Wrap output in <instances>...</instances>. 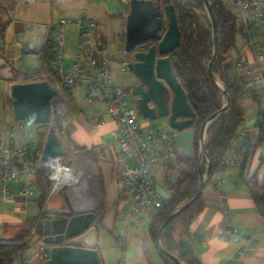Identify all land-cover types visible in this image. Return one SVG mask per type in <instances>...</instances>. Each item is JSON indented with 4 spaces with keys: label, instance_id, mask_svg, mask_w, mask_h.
Instances as JSON below:
<instances>
[{
    "label": "crops",
    "instance_id": "obj_1",
    "mask_svg": "<svg viewBox=\"0 0 264 264\" xmlns=\"http://www.w3.org/2000/svg\"><path fill=\"white\" fill-rule=\"evenodd\" d=\"M127 6L129 10L127 0H16L15 7L9 11L11 21L6 28L4 41L0 40V132L13 131L21 126L13 117L12 98L9 93L10 86L14 83V72L44 71L45 44L48 40H54L55 25L65 19L87 17L97 22L96 35L103 41L101 54L112 61L115 83L129 93L130 75L126 68L123 69V64L128 61L123 52ZM21 7L24 15L19 19L15 13ZM239 26L241 27L240 22ZM65 32V61L69 64L79 52L78 31L74 21L65 26ZM242 36L245 43L240 49H236L234 56L228 55L229 61L237 62L241 53H246L248 60L239 71L254 78L260 70L264 72V63H255L253 53L246 48L247 40ZM83 94V87L79 86L74 88L70 96L67 104L68 131L78 147L93 155L96 165L84 151L78 157L76 168L81 175V183L69 196L73 208L77 212L85 213L94 212L101 205L104 206L105 214L99 224L98 240L102 264H169L161 256L158 243L155 244L150 236V223L139 228H130L126 244L119 246L117 234L121 226L116 220L121 202L119 203L120 186L117 174L119 163L131 166L132 161L121 158L119 147L113 140L117 129L116 122L110 118L105 108H100L97 112L89 111ZM239 105L243 111L241 128H253L255 121L261 118L258 101L245 98ZM140 118L144 125L172 130L164 121L150 122L141 114ZM193 145L194 130L191 127L176 132V154L193 155ZM249 146L248 154L239 155L234 166L224 171H215L208 177L207 172L204 174V178L209 181L202 195L205 207L191 225L193 249L202 264H227L246 244L223 238L225 215L232 220V226L239 234L255 238L254 250L240 256L236 264H264V218L258 213L245 183L257 168L258 178L264 172V166L260 167L261 158L264 156V141L259 130L253 129L250 132ZM84 171L89 175H85ZM153 172L155 188L167 198L169 191L166 181L176 180V172L163 170L159 166ZM222 179L225 182L219 187ZM261 182L264 185V179ZM57 196L64 201L61 194ZM56 205H60V201L57 200ZM48 206L45 203L46 212L64 208L61 206L49 209ZM41 211L35 200L26 202L18 198L16 201H6L0 195V239H17L28 226L29 220L38 216ZM5 232L11 235H5ZM29 264H40L39 258H32Z\"/></svg>",
    "mask_w": 264,
    "mask_h": 264
},
{
    "label": "built area",
    "instance_id": "obj_2",
    "mask_svg": "<svg viewBox=\"0 0 264 264\" xmlns=\"http://www.w3.org/2000/svg\"><path fill=\"white\" fill-rule=\"evenodd\" d=\"M240 22L248 48L254 56L255 63H264V0H222ZM75 22L78 31L79 52L66 64L64 29ZM97 22L87 17L65 19L55 25V38L51 71L22 75L11 84L47 81L57 91L52 101V116L45 125L47 133L40 154L34 156V130L40 126L20 122L21 126L13 131L0 132V195L3 200L16 201L18 198L26 202L36 200L40 195L37 173L48 165L52 169L45 174L50 190L49 199L59 194L62 188L70 196L81 183V175L77 171L78 157L83 154L72 140L68 131L66 106L76 87H83V100L91 112L100 110L103 103L110 118L116 122L117 129L113 140L117 143L121 158L130 159L132 165L119 163L117 178L120 195L124 197L119 208L117 223L121 229L117 234L120 247L127 241L128 230L139 228L150 223L152 217L163 204L164 197L155 188L153 169L157 166L169 169V163L176 156V131L161 130L153 125H144L140 112L133 105L129 93L121 85L115 83L112 74L111 59L101 54L103 42L96 35ZM163 35V34H162ZM247 54L241 53L237 67L247 62ZM126 63L123 64V69ZM253 90L260 95L259 109L261 118L256 120L253 128L244 127L235 136L234 146L220 161V171L234 166L239 155L249 147V134L253 129L261 132L264 141V72L261 70L253 78ZM50 128H54L65 154L51 161L42 159L46 137ZM207 135V134H206ZM208 141L205 136V145ZM225 182L222 179L219 187ZM45 211H41L40 215ZM223 238L246 243L238 255L227 264H236L242 255L251 253L255 248L253 236H242L232 226V220L225 215ZM0 244L12 245L1 242ZM14 244V243H13ZM44 250V247L41 246Z\"/></svg>",
    "mask_w": 264,
    "mask_h": 264
},
{
    "label": "trees",
    "instance_id": "obj_3",
    "mask_svg": "<svg viewBox=\"0 0 264 264\" xmlns=\"http://www.w3.org/2000/svg\"><path fill=\"white\" fill-rule=\"evenodd\" d=\"M209 1L218 25V50L212 66V74L231 99L229 107L214 119L207 130L208 141L205 148L211 163L209 174L211 176L215 171L221 170L220 161L233 147L235 136L242 127L243 111L239 103L245 98H254L259 103L260 95L253 90L252 76L241 73L237 67V62L229 61L228 53L235 47L237 34L243 35L238 17L223 4L222 0ZM3 3H9L11 11L16 5V0H0V11L3 9ZM171 3L175 6L178 26L181 31V41L178 49L170 55V58L173 71L195 112L194 122L191 126V129L194 130V153L191 156L176 154L169 163V169L176 172L177 178L174 181H166L169 196L164 198L161 208L150 221L149 233L155 244L159 241L158 233L166 219L196 195L199 173L204 175L208 170L205 158L201 162L199 159L200 130L203 124L219 112L225 104V98L221 95L209 72V62L213 55V33L210 19H208V27L201 23V17L204 15L203 0H171ZM126 11H128V6ZM8 17V21L0 25L1 41H4L6 28L11 21L10 13ZM53 50L54 40H48L43 50L45 72L51 71ZM32 74L34 73L14 72L12 81L18 80L22 75ZM46 133L47 128L45 126H40L34 130L33 145L35 147L34 156L36 157L42 150ZM79 149L84 151L91 162L96 165L95 158L88 150L81 147ZM249 150L250 146L243 154L247 155ZM261 166H264V156L261 158ZM51 169L52 165H48L37 173L41 192L35 201L40 211L45 206L50 190V184L47 182L45 174ZM258 170L257 168L245 180V183L258 213L264 218V185L258 178ZM123 200L124 197L120 195L119 203ZM204 207L203 198L200 197L188 208L177 213L162 231L161 247L175 256L181 264H202L193 249L194 238L191 233V225ZM94 214L102 219L105 214L104 206L101 205L94 211ZM47 218L48 214L44 211L41 215L39 214L29 220L28 232L34 230V234L27 241L12 245L0 244V264H29L34 257H38L40 264H43L46 256L41 246H43L45 237L43 224ZM29 253H32V256L28 258L27 254ZM161 256L169 264H175L163 254Z\"/></svg>",
    "mask_w": 264,
    "mask_h": 264
},
{
    "label": "water",
    "instance_id": "obj_4",
    "mask_svg": "<svg viewBox=\"0 0 264 264\" xmlns=\"http://www.w3.org/2000/svg\"><path fill=\"white\" fill-rule=\"evenodd\" d=\"M203 2L213 33V55L209 62V72L226 101L221 110L203 124L199 134V159L201 162L205 158L208 177L211 163L205 148V136L214 119L229 107L231 99L212 74V66L218 50V25L210 1L203 0ZM180 41L181 31L175 6L171 0L129 1L123 48L124 57L128 60L126 69L130 75L128 91L144 119L150 122L164 121L176 132L190 128L195 118V112L173 71L170 58V55L178 49ZM57 94L47 81L14 84L10 92L14 119L37 126L49 124L52 116V101ZM64 154V148L55 129L50 128L42 159L51 161ZM207 181L208 178H204V175L199 173L196 195L179 210L173 212L159 230V251L175 264L181 263L160 245L162 231L177 213L202 197ZM65 190L64 187L59 191L65 207L61 210L47 211L48 218L44 220L43 247L46 260L43 264H102L98 249L101 219L97 218L94 212L75 211Z\"/></svg>",
    "mask_w": 264,
    "mask_h": 264
},
{
    "label": "rangeland",
    "instance_id": "obj_5",
    "mask_svg": "<svg viewBox=\"0 0 264 264\" xmlns=\"http://www.w3.org/2000/svg\"><path fill=\"white\" fill-rule=\"evenodd\" d=\"M127 1L129 2V0H127ZM192 1H194V0H192ZM203 4H204V2H203ZM10 7H11V5L9 3H3V9L0 11V25H3V24H5L8 21V19H9L8 14H9V11H10ZM23 13H24V9L22 7H21V9L18 8L17 11H16V13H15V16L20 19L24 15ZM203 14L204 15H202V17H201V23L204 26L208 27V25H209L208 19H210V18H209V15H208V12L206 10L205 5H204V12H203ZM65 37H66V32L64 33V43H65ZM244 43H245V40H244L242 34L241 33H238L237 36H236L235 47L232 48L229 51L228 55L230 57L231 56H234L236 54V49H240L243 46ZM225 103H226V101H225ZM69 106H70V104L68 105V109H69ZM105 106H106V104L103 103L101 105V108H105ZM66 110H67V106H66ZM207 138H208V136L206 135V139ZM263 173L264 172H261L260 175H259V179L261 181H263V179H264L263 178ZM84 174L85 175H89V173L87 171H84ZM57 200L60 201V205H56V201ZM47 204H49V206H48L49 209H57V207H61V206H64L65 207L64 201H62V199L59 196H57V195H55L54 197H52L51 199H49V201H48ZM6 234L11 235L10 233H6L5 232V235ZM33 234H34V230L29 233L28 232V226H27L25 229H23L22 234L20 236L18 235L17 239H14V240H11V239H8V240L7 239H0V241L1 242H6V243H12V244L13 243L14 244L21 243V242L27 241V239H29V237H31ZM15 236H17V235H15ZM31 254L32 253L27 254V257H29Z\"/></svg>",
    "mask_w": 264,
    "mask_h": 264
},
{
    "label": "flooded vegetation",
    "instance_id": "obj_6",
    "mask_svg": "<svg viewBox=\"0 0 264 264\" xmlns=\"http://www.w3.org/2000/svg\"><path fill=\"white\" fill-rule=\"evenodd\" d=\"M129 96H130V99H131V101H132L133 105H135L134 99L132 98V96H131V94H130V93H129Z\"/></svg>",
    "mask_w": 264,
    "mask_h": 264
},
{
    "label": "bare ground",
    "instance_id": "obj_7",
    "mask_svg": "<svg viewBox=\"0 0 264 264\" xmlns=\"http://www.w3.org/2000/svg\"><path fill=\"white\" fill-rule=\"evenodd\" d=\"M29 126H31V125H33V124H30V123H27ZM79 184H80V182H79ZM77 187H79V185H77Z\"/></svg>",
    "mask_w": 264,
    "mask_h": 264
}]
</instances>
